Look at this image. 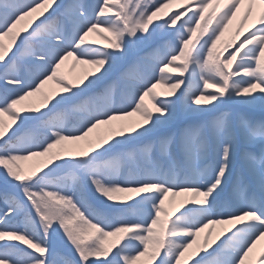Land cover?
I'll return each mask as SVG.
<instances>
[{"label": "snow or ice", "instance_id": "1", "mask_svg": "<svg viewBox=\"0 0 264 264\" xmlns=\"http://www.w3.org/2000/svg\"><path fill=\"white\" fill-rule=\"evenodd\" d=\"M0 264H264V0H0Z\"/></svg>", "mask_w": 264, "mask_h": 264}, {"label": "rangeland", "instance_id": "2", "mask_svg": "<svg viewBox=\"0 0 264 264\" xmlns=\"http://www.w3.org/2000/svg\"><path fill=\"white\" fill-rule=\"evenodd\" d=\"M93 38H95V39H99L98 37H93ZM62 71H63L66 75H69V76L75 77V76H77V75L80 73V71H81V66H77L75 69H73L72 66H71V61H68V62H66L65 65L62 67ZM49 87H51V88H55V85H53V84L50 83ZM156 91H157V92H161V93H163V92H166L167 89L158 86V88L156 89ZM145 102H146V103H149V102H148V98H146ZM149 106H151V105L149 104ZM129 119H130V120H136V119H138V117L133 116V117H130ZM178 199H179V198H178ZM178 199H177V202H178ZM175 206H176V205L174 204L172 207L175 208ZM216 233H217V230H216V231H213V237L216 235Z\"/></svg>", "mask_w": 264, "mask_h": 264}, {"label": "bare ground", "instance_id": "3", "mask_svg": "<svg viewBox=\"0 0 264 264\" xmlns=\"http://www.w3.org/2000/svg\"><path fill=\"white\" fill-rule=\"evenodd\" d=\"M249 23H251V21H249ZM217 230V232L220 230V226H217L213 231H216Z\"/></svg>", "mask_w": 264, "mask_h": 264}]
</instances>
